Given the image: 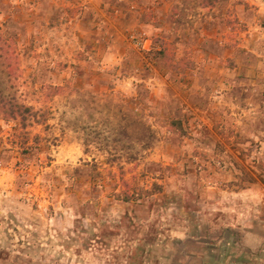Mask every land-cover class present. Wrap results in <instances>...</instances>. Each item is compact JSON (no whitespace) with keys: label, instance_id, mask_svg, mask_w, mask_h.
<instances>
[{"label":"rangeland","instance_id":"rangeland-1","mask_svg":"<svg viewBox=\"0 0 264 264\" xmlns=\"http://www.w3.org/2000/svg\"><path fill=\"white\" fill-rule=\"evenodd\" d=\"M120 98L155 140L109 162L75 129ZM0 99L34 112L0 115V264H264V0H0Z\"/></svg>","mask_w":264,"mask_h":264},{"label":"trees","instance_id":"trees-1","mask_svg":"<svg viewBox=\"0 0 264 264\" xmlns=\"http://www.w3.org/2000/svg\"><path fill=\"white\" fill-rule=\"evenodd\" d=\"M216 0H201L203 4L212 5ZM160 42V48L158 50L151 51L150 54L153 58L166 60L167 56L170 54L168 51V44L163 41ZM176 63H166L164 66L167 69L173 68ZM171 66V67H170ZM80 97L82 95H79ZM78 96V97H79ZM99 100L92 101L96 107H90L88 100H82L80 102V119L82 117L89 118L92 112H96L97 109V122L99 125L96 127L86 125L87 120H80L84 127H79L75 129L76 132L79 131V139H81V144L83 149L87 150L90 146L95 147L98 151L107 155L106 160L112 162L120 158H124L126 161L136 160L141 153L146 151L148 148L152 147V143L155 140L154 132L151 130L150 126L137 115L135 110L131 108L127 103L129 101L123 98L112 100H103L104 103L98 106ZM91 109V111H89ZM34 112L31 111V107L24 105L16 101H5L0 99V115L6 119L12 120H28L32 118ZM112 120L115 121L114 126H109ZM169 127L168 134L180 133L182 134L179 119L170 118L167 120ZM132 126V128H131ZM132 132V133H130ZM178 135V134H177ZM92 170L96 169V163H91L89 165ZM122 189L117 193L113 194L115 198H119L122 201L134 200L138 194L134 193L129 188L126 182L122 181ZM160 185L154 183L155 190H160Z\"/></svg>","mask_w":264,"mask_h":264}]
</instances>
